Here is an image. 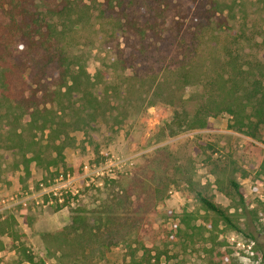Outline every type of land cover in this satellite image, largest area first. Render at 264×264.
Listing matches in <instances>:
<instances>
[{
	"label": "rangeland",
	"instance_id": "rangeland-1",
	"mask_svg": "<svg viewBox=\"0 0 264 264\" xmlns=\"http://www.w3.org/2000/svg\"><path fill=\"white\" fill-rule=\"evenodd\" d=\"M211 1L202 0L207 7ZM235 1L226 20L201 14V28L188 19L181 27L191 28L183 34L172 23L164 39L144 42L146 49L138 42L133 47L137 38H131L125 70H108L93 34L88 28L79 32L88 36L83 42L89 44L81 46L86 68L112 107L103 105L106 114L95 129L70 131L62 150L66 165L46 160L27 166L20 156L0 151V264H31L22 248L33 264H259L254 243L264 247V124L251 135L234 128L228 114H218L205 127L190 129V104L146 106L133 96L122 98L134 75L157 73L163 58L177 63L184 54L199 60L221 54L230 37L218 29L220 22L233 29L244 25L253 35L237 46L243 59L262 57L264 0ZM10 43L0 30V58L7 66L13 64L4 49ZM36 70L35 61L31 74L6 70L13 95L32 92ZM194 91L186 88L185 98ZM44 149L48 159L54 156ZM230 179L240 185L244 209L236 210L239 198ZM197 190L228 209L254 240L221 221L211 226L216 217L202 208Z\"/></svg>",
	"mask_w": 264,
	"mask_h": 264
},
{
	"label": "trees",
	"instance_id": "trees-1",
	"mask_svg": "<svg viewBox=\"0 0 264 264\" xmlns=\"http://www.w3.org/2000/svg\"><path fill=\"white\" fill-rule=\"evenodd\" d=\"M234 4L235 0H213L208 7L202 0H0V30H6L11 37L10 45H4V49L13 59V64L7 66L6 59L0 58V87L4 93L0 95V105H4L0 151L20 156L27 166L30 162L42 166L46 160L56 167L65 164L62 150L69 144L70 131L95 129L98 117L106 114L103 105L112 107L111 99L98 93V82L86 68L81 46L89 44L83 42L88 36H81L80 31L88 28L93 34L97 48L108 60L104 65L114 72L120 67L128 68L124 64L133 52L126 45L131 38H137L133 47L137 42L142 46L153 39L158 42L172 23L183 34L191 28V24L181 27L184 22L190 19L196 23L201 14L224 21L226 14L234 11ZM221 23L218 29L230 37L221 54L201 60L184 54L177 63L172 57L167 61L163 58L157 73L147 78L134 75L131 82L139 84L136 87L135 82H130L122 98L129 100L130 95L133 101L146 106L162 103L179 108L190 104V129L205 127L211 116L228 114L234 128L249 129L251 135H256L264 124V55L243 59L237 46L252 40L253 35L246 32L244 25L233 29ZM196 25L201 28V24ZM34 61L37 70L32 92L13 95L6 70L23 68L31 74ZM188 87L196 91L185 98ZM37 134L44 135V139ZM42 149L54 156L48 159ZM229 183L239 198L236 210L244 209L239 183L233 179ZM196 198L206 212L215 215L211 226L216 228L221 221L254 240L233 221L228 209L201 190L196 191ZM254 244L259 264H264V247ZM21 253L23 260L34 263L26 249L22 248Z\"/></svg>",
	"mask_w": 264,
	"mask_h": 264
}]
</instances>
